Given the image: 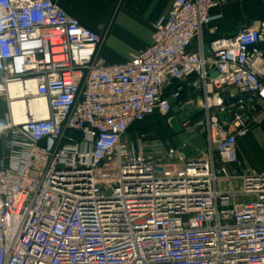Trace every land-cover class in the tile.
<instances>
[{"label":"built area","instance_id":"1","mask_svg":"<svg viewBox=\"0 0 264 264\" xmlns=\"http://www.w3.org/2000/svg\"><path fill=\"white\" fill-rule=\"evenodd\" d=\"M214 5L174 0L146 47L109 64L104 37L54 0H0V264H264V170L236 144L264 107V20L205 54ZM32 97L45 114L15 120ZM179 114L204 135L194 155L130 133Z\"/></svg>","mask_w":264,"mask_h":264},{"label":"crops","instance_id":"2","mask_svg":"<svg viewBox=\"0 0 264 264\" xmlns=\"http://www.w3.org/2000/svg\"><path fill=\"white\" fill-rule=\"evenodd\" d=\"M173 1L54 0L68 15L77 18L84 26L104 37L100 55L109 64L125 62L130 53L146 47L151 42L155 21L169 11ZM214 1L215 5L211 8V13L221 14V18L214 23L213 26H216L214 32L210 31L209 25L202 29L205 54H208V42L213 38L234 35L241 28L244 29L259 20H264V0ZM197 48L198 43L194 41L190 50ZM261 48L264 50V44ZM5 105V99L0 97V109H4ZM7 111L4 112V119L0 116V125L4 124ZM255 114L256 120L250 124L247 134L237 139L236 144L242 166L262 171L264 161L260 166L255 167L245 159L248 146H253L252 152L264 160V107L260 105ZM167 122H170L175 131L179 127L181 131V121L178 116L168 119ZM258 130L261 131L258 132ZM130 133L133 135V132ZM181 135L183 136L182 133ZM168 142L171 143V141ZM2 144L3 137L0 132V149L3 148ZM205 145L204 139V147ZM186 151L191 152L188 149Z\"/></svg>","mask_w":264,"mask_h":264},{"label":"rangeland","instance_id":"3","mask_svg":"<svg viewBox=\"0 0 264 264\" xmlns=\"http://www.w3.org/2000/svg\"><path fill=\"white\" fill-rule=\"evenodd\" d=\"M6 111H7L6 105L4 106V109L3 108L0 109V116H2V118L4 116V112H6ZM2 120H1V122H3ZM153 122L154 121L152 119H149L148 123L152 124ZM172 130H175V129H172ZM176 131L178 133H175V135H173L172 137L168 138L167 136L169 135V132H171V131H169L168 129H162L161 130V129H159V126H150V128H148V129H146L144 131H142L140 129H139V131H134L133 135H135L137 133H141L147 139H149V138H151V139L159 138V139H162V142L166 141V143H167V141H171V143H173V144H179L182 141L186 142L187 143V148L186 149L191 151L192 155L196 154V150L193 151L194 149L203 150V147H204V135H203V133H202V131L200 129H196L193 133L187 134L186 136L185 135H183V136L181 135L180 127L177 128ZM259 131H261V130H258V132ZM252 147L248 146L247 154H245V159L248 161V163L250 165H254L255 167H257V166H260V164H262L264 160L261 159L258 155H255L252 152Z\"/></svg>","mask_w":264,"mask_h":264},{"label":"bare ground","instance_id":"4","mask_svg":"<svg viewBox=\"0 0 264 264\" xmlns=\"http://www.w3.org/2000/svg\"><path fill=\"white\" fill-rule=\"evenodd\" d=\"M9 90L11 93L15 92L18 90V85L15 83H12L9 85ZM29 105H24L23 101L20 99H15L13 100L12 103V115L14 116L15 120H23L25 118V116L22 115V110L24 108H30L32 111H36L38 112V115L42 116L45 114L44 110H45V102L42 99H37L35 97H32L29 99Z\"/></svg>","mask_w":264,"mask_h":264},{"label":"trees","instance_id":"5","mask_svg":"<svg viewBox=\"0 0 264 264\" xmlns=\"http://www.w3.org/2000/svg\"><path fill=\"white\" fill-rule=\"evenodd\" d=\"M194 116H197V115H194ZM166 118L165 117H158L157 115L149 116L145 120H143L142 122H138L135 125H133L130 128V132L139 131V129L144 131V130L150 128V126H159V129H161V130L162 129H168L169 131H171V132H169V135L167 136L168 138H170L173 135H175V133H177V131L172 130L174 128L171 126L170 122H167L168 120ZM149 119H152L154 122L152 124L148 123Z\"/></svg>","mask_w":264,"mask_h":264},{"label":"water","instance_id":"6","mask_svg":"<svg viewBox=\"0 0 264 264\" xmlns=\"http://www.w3.org/2000/svg\"><path fill=\"white\" fill-rule=\"evenodd\" d=\"M214 75H215V73H214ZM244 98H246V97H244ZM222 100H223V103L222 104H224L225 106H228L231 103L237 101L238 100V97H233L232 98L231 96H229V94L226 93V94H224L222 96ZM178 119H180V121L182 122V121L185 120V116L183 114H179L178 115Z\"/></svg>","mask_w":264,"mask_h":264}]
</instances>
